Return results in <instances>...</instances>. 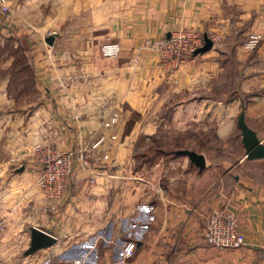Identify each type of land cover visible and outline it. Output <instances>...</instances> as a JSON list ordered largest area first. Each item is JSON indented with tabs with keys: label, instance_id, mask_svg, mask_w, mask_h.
<instances>
[{
	"label": "crops",
	"instance_id": "0c3cea01",
	"mask_svg": "<svg viewBox=\"0 0 264 264\" xmlns=\"http://www.w3.org/2000/svg\"><path fill=\"white\" fill-rule=\"evenodd\" d=\"M17 1L8 0L9 14L0 12V39L12 38L4 44L21 54L4 53L0 61V264H112L131 240L136 247L126 264H264V158L247 159L241 135L243 154L224 164L205 157L202 169L187 156L139 151L170 128L155 117L171 115L165 108L174 99H202L195 91L213 84L222 53L252 31L263 38L247 53L236 89L245 122L264 145V0H20L15 13ZM179 27L219 38L191 60L198 75L186 65L174 83L152 44ZM108 42L119 44L117 58L101 56ZM173 110L177 125L192 115ZM114 112L118 122L104 127ZM36 144L92 155L86 170L75 159L55 210L35 182ZM215 209L237 216L242 246L205 243ZM32 226L56 243L25 255Z\"/></svg>",
	"mask_w": 264,
	"mask_h": 264
},
{
	"label": "rangeland",
	"instance_id": "374dc122",
	"mask_svg": "<svg viewBox=\"0 0 264 264\" xmlns=\"http://www.w3.org/2000/svg\"><path fill=\"white\" fill-rule=\"evenodd\" d=\"M19 1H17L18 5L15 6L13 10L11 9L12 12L17 13L20 7ZM36 8H38V10H35ZM36 8L34 11H30L32 15H39V7L37 6ZM0 12L1 15H7L1 8ZM243 32L246 31L243 30ZM240 33H242V31ZM244 36L245 35L242 34L238 35L237 41L235 36L229 37V39L225 40L228 45L229 43L233 45L236 41V49L233 50V48L229 49L227 47L229 52L222 53L223 55H221V64L219 66L218 72L216 73L217 78L214 79L213 84L204 85L201 87V90L195 91V94L198 92L200 95H202V99L200 98L199 101L195 99L186 102H181L182 99H174L172 101V105L169 104L165 108L170 109V107H172L170 110L172 111L171 115L166 114L164 116V114H162L155 117L158 122L165 120L167 124L166 126H169L170 128H160L161 130L154 134L155 138L152 142H150L151 148L141 146L139 149L140 152L150 151L155 153V155L160 154L162 156L164 155L174 158L177 156L186 157L185 154L177 153V151L186 149L193 151L197 150L200 151L199 153L207 157L209 161H216L219 164H224L221 162L228 159L233 160L238 156L240 130L235 125V121L238 111L240 112V107L238 106V97H241V94L236 89V86L238 85L239 87V85H243L244 72L246 71L244 64L248 61L246 56H249L247 53L254 52L261 43L260 42L253 50H245L243 48V43L246 36ZM13 38L16 42L15 37ZM9 39L12 38L2 37L0 39V44H4L5 40ZM4 45L5 47L1 46L0 48V61L4 60V53L10 54L14 59H18L20 57L21 54H19L18 51L11 50L8 48V46H6V44ZM224 48L226 49V47ZM194 56L196 55H192L190 59H187L183 63H173L171 66H164V68L169 72V76L172 77L174 83H176L178 77L176 74L183 66L188 65L190 71H193V73L198 75V69L196 67L197 65L193 66L191 61L194 59ZM3 73V71H0V77L4 76ZM192 92L194 93V91ZM174 108L189 109V113L192 115H189V118H186L185 125L180 124L181 122L178 125L174 124L175 122H173V120L178 117V115H176L178 112L174 111ZM229 111L230 114L231 111H233L232 117L229 115ZM198 112L200 114L199 116ZM196 115L198 117H196ZM181 125H184V127L181 128ZM74 151L76 152V155H79L82 151L85 155V151L82 148H77ZM88 156L91 157L92 155L88 154Z\"/></svg>",
	"mask_w": 264,
	"mask_h": 264
},
{
	"label": "built area",
	"instance_id": "2783aa9c",
	"mask_svg": "<svg viewBox=\"0 0 264 264\" xmlns=\"http://www.w3.org/2000/svg\"><path fill=\"white\" fill-rule=\"evenodd\" d=\"M0 8L5 14H9L8 0H0ZM218 35H211L213 41L218 40ZM260 33H248L243 48L253 50L261 42ZM203 43V35L194 29L179 27L169 34L168 37L156 39L152 48L161 58L162 64L171 66L173 63H183L190 59L196 48ZM100 54L105 59L117 58L120 54V46L116 42L104 43L100 46ZM117 112L112 113L103 121L104 127H110L118 122ZM112 139L115 136H111ZM104 136H100L95 141L91 149H96L103 142ZM34 163L38 169L36 185L40 189L47 207L56 209L57 203L63 198L69 190L71 176L75 167V159L78 157V163L84 170L90 168V159L84 155L83 151L76 155L74 149H58L53 145L36 144L33 149ZM103 159L107 155L103 154ZM238 218L234 214L225 212L222 209L211 211L206 220L204 230V241L207 245L214 248L240 247L244 244L245 238L239 231ZM6 229L5 220L0 217V238ZM136 243L128 241L119 257L112 264H126L127 260L134 255Z\"/></svg>",
	"mask_w": 264,
	"mask_h": 264
},
{
	"label": "water",
	"instance_id": "95a60500",
	"mask_svg": "<svg viewBox=\"0 0 264 264\" xmlns=\"http://www.w3.org/2000/svg\"><path fill=\"white\" fill-rule=\"evenodd\" d=\"M169 34L167 35V37ZM54 41V35H48L45 38V42L48 44H52ZM213 47L212 39L204 34L203 36V44L196 48L193 52V55L203 54L209 51ZM237 127L240 130L241 135V143L243 145L245 151V157L247 159H261L264 158V145L256 136L255 131L247 125L244 117V110L242 109L237 117ZM177 153L185 154L189 160L197 166L199 169H202L205 166V156L201 153H197L193 150H182L177 151ZM22 170V169H20ZM56 243V238L37 228L30 227L29 228V245L24 252L25 255L32 254L38 250L49 248Z\"/></svg>",
	"mask_w": 264,
	"mask_h": 264
},
{
	"label": "trees",
	"instance_id": "16d2710c",
	"mask_svg": "<svg viewBox=\"0 0 264 264\" xmlns=\"http://www.w3.org/2000/svg\"><path fill=\"white\" fill-rule=\"evenodd\" d=\"M239 150H238V155L243 154V152L241 151V148H239Z\"/></svg>",
	"mask_w": 264,
	"mask_h": 264
}]
</instances>
